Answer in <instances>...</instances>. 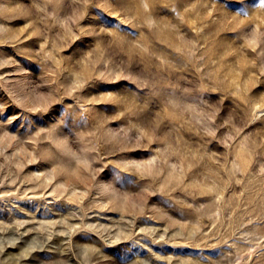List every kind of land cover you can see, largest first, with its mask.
<instances>
[{"label":"rangeland","instance_id":"rangeland-1","mask_svg":"<svg viewBox=\"0 0 264 264\" xmlns=\"http://www.w3.org/2000/svg\"><path fill=\"white\" fill-rule=\"evenodd\" d=\"M0 264H264V0H0Z\"/></svg>","mask_w":264,"mask_h":264}]
</instances>
